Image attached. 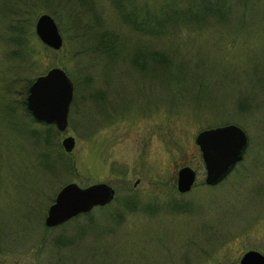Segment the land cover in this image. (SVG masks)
Returning a JSON list of instances; mask_svg holds the SVG:
<instances>
[{
  "label": "rangeland",
  "instance_id": "374dc122",
  "mask_svg": "<svg viewBox=\"0 0 264 264\" xmlns=\"http://www.w3.org/2000/svg\"><path fill=\"white\" fill-rule=\"evenodd\" d=\"M200 1L0 0V264H240L249 248L264 254V0H206L222 15L188 19L184 10ZM42 12L58 26V49L35 33ZM16 18L28 19L27 49L17 51ZM101 29L125 40L120 58L95 50ZM142 50L165 60L138 66L131 57ZM51 66L74 83L64 130L24 103L29 83ZM232 122L248 137L243 158L208 185L195 135ZM185 164L195 181L179 192ZM68 181L115 189L90 210L97 228H83L82 215L45 225Z\"/></svg>",
  "mask_w": 264,
  "mask_h": 264
},
{
  "label": "water",
  "instance_id": "95a60500",
  "mask_svg": "<svg viewBox=\"0 0 264 264\" xmlns=\"http://www.w3.org/2000/svg\"><path fill=\"white\" fill-rule=\"evenodd\" d=\"M34 29L44 44L54 49L61 47V33L49 13L43 12L37 16ZM73 91V82L67 72L59 66H52L30 83L26 105L37 120L52 123L57 129L64 130ZM247 141L245 130L233 122L200 129L195 135V142L205 167L204 182L214 185L221 181L243 157ZM61 144L66 152H70L75 144L74 136L65 135ZM195 176V170L190 165L180 166L176 177L177 190H190ZM114 195L115 189L105 181L85 186L68 181L57 190L54 200L48 205L44 223L49 227L59 225L80 213L90 211L94 206L109 203ZM239 263L264 264V254L249 248L242 253Z\"/></svg>",
  "mask_w": 264,
  "mask_h": 264
},
{
  "label": "trees",
  "instance_id": "16d2710c",
  "mask_svg": "<svg viewBox=\"0 0 264 264\" xmlns=\"http://www.w3.org/2000/svg\"><path fill=\"white\" fill-rule=\"evenodd\" d=\"M113 1L116 4L118 3V5L121 4L120 3L121 0H113ZM125 2H126V0H125ZM125 5L126 6L129 5V3L127 2ZM184 13H186V17L188 19H196V18H199L203 13H206V14L208 13L209 15L214 16V17L215 16L218 17L219 15L221 16L222 10H221V7L218 6V4H215V3L208 4L206 2V0H202V1H200L199 4L194 3L193 5L188 6L184 10ZM122 17L127 22H129V23L133 22L134 26H136L137 28H140L141 22H138V19L135 15L130 16L128 13L123 11ZM142 25H143L145 32H148V33H152V30L155 28V26H151V23H142ZM10 33H11V36L9 37V39L12 41V44L15 45V51H17V49H19L18 47L23 48V49H27V43H28L27 42V39H28V19L27 18L22 19V20H19L18 18H16L12 27L10 28ZM98 38L99 39L95 43V50H99L100 54L104 57H107V58L111 57L112 60L120 58V56H122L126 52V49L127 50L129 49L128 47H126L125 40L122 38H118L117 35L114 32H112V30H106V29L99 30ZM136 54L133 55L131 58H132V62L134 64H137L138 66H144L145 64L149 63L151 60L152 61H156V60L163 61V60H165L164 59L165 56H164L163 52L157 53L154 50L151 52H146V51L142 50V51L136 52ZM126 55L127 54H125L124 56H126ZM153 63H157V62H153ZM160 67H162V66H160ZM27 89H28V86H27ZM24 103H26V102H24ZM31 118L34 120V118L32 116H31ZM209 126H213V125H209ZM45 128H46L45 131L48 130L50 133L53 130L56 131L54 126L50 125V124H45ZM48 135H47V137H48ZM62 163L64 164L65 167H70V166L73 167L74 166L73 162L68 158L62 159ZM129 202H130V200H129ZM80 215L85 216L87 219L86 223H83V225H84L83 228L87 227L89 229H92V228L94 229V228L98 227V224H97V222H95L94 218L92 217V213L90 211L78 214L77 216H80ZM77 216H75L74 218H76ZM111 216L112 217L114 216L113 212L111 213ZM107 217H109V216H107ZM112 217H110V218H112ZM80 226H81V223H80ZM65 244H66V242H65Z\"/></svg>",
  "mask_w": 264,
  "mask_h": 264
}]
</instances>
